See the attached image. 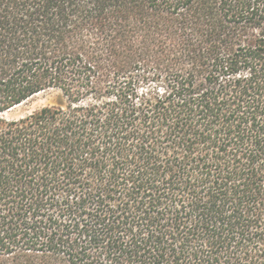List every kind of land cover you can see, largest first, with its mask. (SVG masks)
I'll use <instances>...</instances> for the list:
<instances>
[{
  "label": "trees",
  "instance_id": "16d2710c",
  "mask_svg": "<svg viewBox=\"0 0 264 264\" xmlns=\"http://www.w3.org/2000/svg\"><path fill=\"white\" fill-rule=\"evenodd\" d=\"M0 264H264V0H0Z\"/></svg>",
  "mask_w": 264,
  "mask_h": 264
},
{
  "label": "rangeland",
  "instance_id": "374dc122",
  "mask_svg": "<svg viewBox=\"0 0 264 264\" xmlns=\"http://www.w3.org/2000/svg\"><path fill=\"white\" fill-rule=\"evenodd\" d=\"M56 102V94H42L24 105L14 108L12 111L6 112L5 115L8 118H21L42 107L54 105Z\"/></svg>",
  "mask_w": 264,
  "mask_h": 264
}]
</instances>
